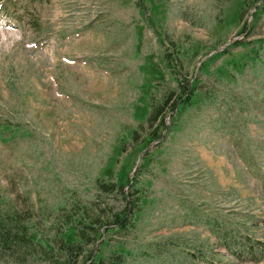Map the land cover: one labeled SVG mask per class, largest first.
<instances>
[{
	"label": "rangeland",
	"instance_id": "obj_1",
	"mask_svg": "<svg viewBox=\"0 0 264 264\" xmlns=\"http://www.w3.org/2000/svg\"><path fill=\"white\" fill-rule=\"evenodd\" d=\"M0 6L17 29L0 35V211L47 235L61 203L121 209L95 180L136 174L134 226L102 236L125 264H264V0ZM178 79H197L190 103L144 122Z\"/></svg>",
	"mask_w": 264,
	"mask_h": 264
},
{
	"label": "trees",
	"instance_id": "obj_2",
	"mask_svg": "<svg viewBox=\"0 0 264 264\" xmlns=\"http://www.w3.org/2000/svg\"><path fill=\"white\" fill-rule=\"evenodd\" d=\"M197 82V79L194 82L178 79V92L170 90L165 93L162 101L150 108L144 122L157 121L163 126L161 113L166 107L172 113L171 121L174 109H182L190 103ZM136 133V130L131 131V140ZM159 135L150 132L144 142H151ZM95 186L98 194L119 195L123 203L121 209L113 210L106 205L92 208L81 203L66 207L61 203L51 210L55 215L53 220H46L50 231L47 235L27 214L10 206L0 211V264H125V254L107 248L102 236L107 232L128 231L134 226V217L141 212L144 193L137 187L136 174L130 181L126 179L125 184L122 180L104 182L96 179Z\"/></svg>",
	"mask_w": 264,
	"mask_h": 264
}]
</instances>
